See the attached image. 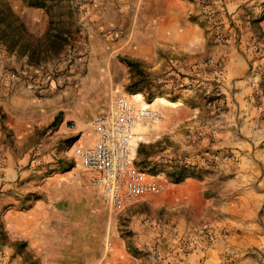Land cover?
<instances>
[{
  "label": "rangeland",
  "instance_id": "374dc122",
  "mask_svg": "<svg viewBox=\"0 0 264 264\" xmlns=\"http://www.w3.org/2000/svg\"><path fill=\"white\" fill-rule=\"evenodd\" d=\"M36 1L0 0L17 16L0 14V97H57L58 108L14 133L0 105V264H181L191 254L202 264L203 242L219 239L213 264H264V0H92L81 11ZM135 92L182 109L172 131L135 148L156 195L111 212L73 157L77 126ZM192 179L226 223L193 226L178 243L173 214L197 216L173 194ZM11 209L21 225L8 222ZM176 240L184 258L165 262Z\"/></svg>",
  "mask_w": 264,
  "mask_h": 264
},
{
  "label": "built area",
  "instance_id": "2783aa9c",
  "mask_svg": "<svg viewBox=\"0 0 264 264\" xmlns=\"http://www.w3.org/2000/svg\"><path fill=\"white\" fill-rule=\"evenodd\" d=\"M93 4L92 0H71L76 11ZM137 121L132 101L115 93L107 111L92 122L98 137L96 143L88 145L77 140L80 142L76 141L73 147V157L88 174L90 184L100 191L103 204L111 212H119L127 204L155 194L159 189L156 179H149L147 173L136 165V155H131ZM138 147L139 144L136 149ZM184 165L189 167L188 163Z\"/></svg>",
  "mask_w": 264,
  "mask_h": 264
},
{
  "label": "crops",
  "instance_id": "0c3cea01",
  "mask_svg": "<svg viewBox=\"0 0 264 264\" xmlns=\"http://www.w3.org/2000/svg\"><path fill=\"white\" fill-rule=\"evenodd\" d=\"M19 12H22V11L19 10ZM30 13L31 11L29 10L23 11V15L25 16V18H31L32 16L30 15ZM38 17L41 18L40 16ZM35 22H38V21L35 20ZM34 26L36 27V25ZM4 79L5 78H2V74L0 73V84L5 83ZM12 96L14 98L13 100L11 98L9 99V98L0 97V105L7 106L6 110H7L8 121L10 123V126H12L14 133L16 131H20L23 128L30 127L31 124H34V122H37L38 120H40V118L44 116L46 113L55 112V110L58 108L57 107V103H58L57 97L56 98H52V97L42 98L40 100V99L34 98L33 96L29 94H23V93L20 94V92H17V90ZM71 116H72V113L67 114L68 118H70ZM9 163H10V160H9ZM7 185L9 186V184ZM186 186H188V188ZM181 187L183 189V192H180L179 190L181 189ZM177 190L178 191L174 192L173 194L174 196L172 199V204L174 206L181 205V204H188L190 207L192 208L194 207L195 215L197 216L195 217L192 214H190L189 216L182 215L181 209L179 210V212H175L176 214H173L174 220L177 223V229L179 231L178 233L179 242L177 240L173 241L174 244L172 243V248L171 249H169L168 247L164 248L163 253L164 255H167L165 257V262H167L168 260H172V262L177 261L179 263V261L181 260L180 258L183 257V253L179 252V248L175 249V247L177 246V242L181 243L180 239L185 237L183 235L187 234L193 226H197L201 223H204L207 226L214 225L216 230H219V229L221 230V228L223 227V224H225L226 222L223 219H217L216 217L213 216L215 213L219 211V207L215 206V202L210 203V206H208V202H206L202 187L195 180L192 179L183 184H180ZM163 198H164V195L162 194L159 197H156L155 199L156 200L158 199V201L161 199L162 201L164 200ZM7 200L8 199L3 201V198L0 199V208H5V203L7 202ZM213 208H216V209L213 210ZM206 210L208 212H206ZM202 212L204 213L206 212L203 217L199 216L200 214H202ZM20 214L21 213H19L15 209H11L7 211L6 218L11 226H19L26 220V218L24 219V221L19 219ZM230 227H233V226H230ZM245 241L246 239L243 237H238V236L230 237V242L233 243L234 246H237V247H242ZM203 243H202L203 244L202 247H204V250L203 248H199V250L201 253L205 254V257L207 258L206 259L204 258L202 264H213L212 261L209 260V258L210 256L212 257V254H214L215 251L218 252V250H221L219 247L221 240L219 239L213 245L210 244L208 246L205 242ZM191 257H192V254L189 257H185L183 261H180L181 264H195L196 262V260H194L195 258L191 259ZM238 264H241V263L238 261Z\"/></svg>",
  "mask_w": 264,
  "mask_h": 264
},
{
  "label": "bare ground",
  "instance_id": "6f19581e",
  "mask_svg": "<svg viewBox=\"0 0 264 264\" xmlns=\"http://www.w3.org/2000/svg\"><path fill=\"white\" fill-rule=\"evenodd\" d=\"M128 98L135 105L136 115L138 117V121L135 127L136 137L132 141L133 145L131 149V155L132 157H134L136 155L135 148L137 143L139 144V140H143L147 143L152 142L160 138L161 135L170 132L174 129V125H176V116L182 109V104L181 102L172 101L166 96H156L151 101H147L144 98L142 92L130 93ZM77 127H79L80 130L83 132L81 136L82 143L88 145H94L96 143L98 137L94 132L93 126H91L90 124L82 125L78 123ZM149 179L152 180L154 179V177L149 176ZM186 187L188 188V186ZM179 190L180 192H183L182 187ZM152 195L156 194L146 195L145 197ZM23 219L24 218H21V220ZM14 231L21 233L24 231V229L17 230V228H14ZM116 249L118 248L115 246L112 248V250Z\"/></svg>",
  "mask_w": 264,
  "mask_h": 264
},
{
  "label": "trees",
  "instance_id": "16d2710c",
  "mask_svg": "<svg viewBox=\"0 0 264 264\" xmlns=\"http://www.w3.org/2000/svg\"><path fill=\"white\" fill-rule=\"evenodd\" d=\"M30 4L31 5H34V6H42V4L39 2V1H31L30 0ZM0 14H1V16L3 17L2 19H1V21L2 20H4V19H6V17L7 16H15V17H17L15 14H14V12H13V10H12V8L10 7V6H4V10H2V11H0ZM21 27H22V29L24 30V24H22L21 23V25H20ZM34 53V52H33ZM60 120V115H58L57 117H56V119H55V121H59ZM185 176V172H181V173H179L178 174V179H182L183 177ZM1 227V226H0ZM19 246H23V244H21V243H19L18 244Z\"/></svg>",
  "mask_w": 264,
  "mask_h": 264
}]
</instances>
